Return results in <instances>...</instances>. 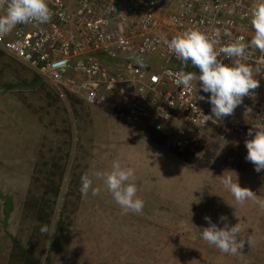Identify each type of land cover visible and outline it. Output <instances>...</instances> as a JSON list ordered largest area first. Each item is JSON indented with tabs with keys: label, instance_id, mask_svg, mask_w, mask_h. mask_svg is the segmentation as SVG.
<instances>
[{
	"label": "rangeland",
	"instance_id": "rangeland-1",
	"mask_svg": "<svg viewBox=\"0 0 264 264\" xmlns=\"http://www.w3.org/2000/svg\"><path fill=\"white\" fill-rule=\"evenodd\" d=\"M7 58H0V264H264V208L237 203L221 183L231 175L264 201V170L232 152L238 138L223 140L212 127L189 149L167 147L163 136L118 120L132 102L127 88L102 104L68 106L35 72ZM116 159L135 169L140 213L123 214L95 178L99 195L80 192L84 174L110 170ZM54 165L65 172L53 183L45 175ZM48 186L60 193L43 234L46 224L25 202L49 198ZM205 217L221 228L240 223L241 253L224 254L204 241ZM15 242L37 263L25 261Z\"/></svg>",
	"mask_w": 264,
	"mask_h": 264
},
{
	"label": "built area",
	"instance_id": "built-area-1",
	"mask_svg": "<svg viewBox=\"0 0 264 264\" xmlns=\"http://www.w3.org/2000/svg\"><path fill=\"white\" fill-rule=\"evenodd\" d=\"M254 2L48 0L51 19L17 25L0 38V51L35 72L68 106L72 98L102 104L114 94L124 97L128 89L125 95L132 102L117 113L126 126L148 129L163 136L167 147L178 150L202 142L214 127L223 140L238 138L232 152L252 165L246 160L245 141L252 138L248 131L253 125L264 123V74L256 77L260 87L244 98L232 116L209 120L210 93H204L197 81L188 88L176 83L178 73L191 72L195 66L177 59L166 41L199 29L217 40V49L240 39L250 43ZM261 61L264 53L249 47L243 62L256 68ZM248 108L251 111L246 112ZM232 161L230 157L226 162Z\"/></svg>",
	"mask_w": 264,
	"mask_h": 264
},
{
	"label": "clouds",
	"instance_id": "clouds-1",
	"mask_svg": "<svg viewBox=\"0 0 264 264\" xmlns=\"http://www.w3.org/2000/svg\"><path fill=\"white\" fill-rule=\"evenodd\" d=\"M0 38L8 35L19 24L47 23L52 16L48 0H0ZM250 23L254 30L250 43L242 39L231 41L217 49V40L199 29H189L171 40L166 41L169 51L183 64L189 61L199 72H180L176 83L188 88L193 81L199 82L200 89L204 93H210L208 102L211 104L209 120H221L232 116L235 109L243 104L247 96H252L260 87L258 75L264 74V61L261 66L253 68L243 62L249 47L258 49L264 53V0H255L250 14ZM232 59L231 64L223 62L224 58ZM199 99L204 100V96ZM251 111L250 108L246 112ZM246 139V160L251 162L255 170H264V123H257L249 129ZM93 178L101 181L103 186L112 195L114 201L120 206L123 214L140 213L144 207V201L137 196L136 175L133 167L122 164L119 159L113 160L111 169L105 171H92L81 177L80 192L87 196H97L101 192V186H94ZM221 183L234 197L235 201L243 204L252 200L264 208V201H259L257 195L247 187H241L238 179L233 180L231 175L221 176ZM209 226L200 231L201 238L209 245L215 246L220 252L229 255H237L245 246V239H238L241 232L240 223L223 228L211 223L209 217H205ZM220 219L226 220L225 216ZM40 231L47 234V226H42ZM251 245V240L247 239Z\"/></svg>",
	"mask_w": 264,
	"mask_h": 264
},
{
	"label": "trees",
	"instance_id": "trees-1",
	"mask_svg": "<svg viewBox=\"0 0 264 264\" xmlns=\"http://www.w3.org/2000/svg\"><path fill=\"white\" fill-rule=\"evenodd\" d=\"M1 57H8L6 54H4L3 52L0 51V58ZM7 58V61H9V63H11V60H9ZM12 59V58H10ZM13 60V59H12ZM10 66L14 69H16V71H19L17 69V67L12 66V64H10ZM24 66V65H23ZM19 67V66H18ZM27 68V67H26ZM39 78V77H38ZM40 79V78H39ZM23 83H25L26 79L22 78ZM28 81V80H27ZM1 86V85H0ZM3 87V86H2ZM71 100H74L75 102H78L79 100L72 98ZM65 172V166H63V171L58 170V168L54 165L53 167L49 168L48 171H46V175H45V179H48L50 181H52L53 183L55 182V178L57 176H61L63 177V173ZM42 178H38L37 180H41ZM40 183V182H38ZM41 184H38V186H36L37 189V193L40 192V187ZM45 194H49L50 197L49 198H45L44 196H34L33 199H28L25 202V210L27 212H31V214L34 212V214L36 213V218L39 221H42L44 224H46V226L48 227V224H51V218L55 213V209H56V204H57V198L58 195L60 193V187L59 188H53V186H48V190L44 192ZM10 207V206H9ZM46 209L49 210V213L45 215H43V211H45ZM12 210V209H11ZM10 208H8V215L6 216L9 217V214L11 212ZM33 215V214H32ZM60 223V222H59ZM16 247H18V249L20 250V252L22 253V255L25 257V261L29 262V263H37V261H33L32 257L30 254H28L21 246V244H19L18 242H15Z\"/></svg>",
	"mask_w": 264,
	"mask_h": 264
},
{
	"label": "crops",
	"instance_id": "crops-1",
	"mask_svg": "<svg viewBox=\"0 0 264 264\" xmlns=\"http://www.w3.org/2000/svg\"><path fill=\"white\" fill-rule=\"evenodd\" d=\"M199 70L196 68V67H193L192 69H191V72H198ZM38 76V75H37ZM39 77V76H38ZM40 78V77H39ZM41 79V78H40ZM42 80V79H41ZM135 129V128H134ZM135 130H137V129H135ZM205 138H207V137H205ZM204 138V139H205ZM204 139H203V141H204ZM208 140V139H207Z\"/></svg>",
	"mask_w": 264,
	"mask_h": 264
}]
</instances>
